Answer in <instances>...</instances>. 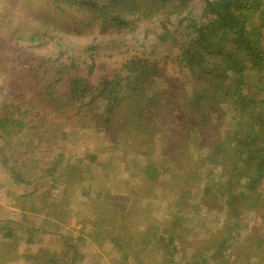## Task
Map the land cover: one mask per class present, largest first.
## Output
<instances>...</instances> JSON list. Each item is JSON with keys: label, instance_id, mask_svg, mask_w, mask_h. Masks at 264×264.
<instances>
[{"label": "trees", "instance_id": "obj_1", "mask_svg": "<svg viewBox=\"0 0 264 264\" xmlns=\"http://www.w3.org/2000/svg\"><path fill=\"white\" fill-rule=\"evenodd\" d=\"M195 2L0 0L1 85L9 92L0 102V157L16 183L33 187L26 194L30 200L23 220L8 219L0 227L3 236L17 240L0 247V264L11 261L15 250L22 251L27 264H76L85 258L81 246L87 240L111 245L120 257L117 264H207L205 247L185 252L189 226L179 212L180 201L169 224L153 222L136 242L129 223H120L116 215L119 201L104 199L102 191L83 210L77 235L63 225L69 210L63 193L54 194L73 178L81 182L92 175V165L114 173L124 162L125 170L138 167L136 176L157 181L170 160L160 162L152 143L143 165L125 157L134 145L180 123L189 138L197 137V160L203 162L198 173L205 179L200 202L237 221L247 213L260 217L249 239L239 238L232 227L224 231L211 253L214 264H264V0H202L200 9ZM18 5L23 12L15 18ZM157 15H182L183 37L174 56L143 53L107 66L100 63L102 44L74 51L66 42L70 35L128 28ZM177 39L166 33L159 42L174 45ZM40 95L46 98L41 116L32 109ZM54 121L104 133L109 142L77 160L75 141L65 135L54 161L25 179L13 137ZM186 191L183 195L191 194ZM130 201L120 204L121 211L139 216L137 202ZM47 234L60 238L61 251L39 241ZM179 253L184 254L181 262Z\"/></svg>", "mask_w": 264, "mask_h": 264}, {"label": "rangeland", "instance_id": "obj_2", "mask_svg": "<svg viewBox=\"0 0 264 264\" xmlns=\"http://www.w3.org/2000/svg\"><path fill=\"white\" fill-rule=\"evenodd\" d=\"M194 4L197 9H200L202 0H196ZM15 12V18L22 15L21 12L23 11H21L20 5L16 7ZM181 16L175 15L167 18L157 15L151 19H141L128 28L111 29L105 33L100 30H93L81 35H70L66 38V42L74 51H80L91 44H102L105 48L100 53L102 55L100 63H108L107 66H119L123 61L143 53L152 56H166L168 54L174 56L178 51L175 44L178 43L179 38L183 37L182 29L179 28ZM166 33H171L178 38L174 45L173 43L172 45L160 44L159 37ZM10 51L15 52L16 48L10 47ZM108 60L110 61L104 62ZM2 76L0 72V102L5 101L9 95V92L2 86L4 81ZM45 104V96L40 95L32 109L41 116ZM44 123L45 125L43 124L40 128L26 130L13 137V145L19 146L18 161L25 179L34 176L35 170L42 169L54 161L59 152V144L65 135L75 141L72 153L76 155L75 159L77 160L83 157L86 151L96 150L99 146L107 145L109 142L104 133L95 134L90 128L64 127L60 121ZM189 136L187 132H183V123H180L174 129L159 132L148 143L144 142L134 146L130 144L129 148L132 146L133 148L128 151L124 161L127 159L134 160L135 164L143 165L146 162L144 151L151 143L155 149L158 148L155 157L160 162L166 159L170 160L166 163L169 170L163 172L157 181L148 180L141 175L136 176L135 171L138 170V167L129 171L125 170V164L121 161L120 167H114V173L117 171L115 176L113 172H102L101 168L92 165V175H88L86 179L80 182L73 178L70 184H63L54 188V194L62 192L67 201L69 210L63 221L65 229L72 230V235L79 234L78 230L82 227L80 219L85 216L83 210L90 205L91 197H96L97 192L102 191L104 199L119 201L118 205L115 206L116 215L120 223H129L131 239L136 242L142 241L143 233L153 222L159 221L165 225L169 224L174 212L179 210L176 205L178 204L177 201H180L181 211L179 212L185 217L183 223L189 226L184 235V238L187 239V247H185L187 255H190L192 248L197 247L198 250H201L202 247H205L207 249L205 253L209 259L207 264H214L211 253L219 243L220 237L224 235V231L231 227L239 238L246 237L249 239L250 235L255 234L254 225L260 221L259 216L254 215V213H247L244 214V218L237 221L230 217L225 210L210 208L204 202H200L205 179L198 171L203 166V162L200 163L197 160L199 159L197 155L200 154L195 151L197 147L196 135L193 134L190 138ZM0 142H3V139H0ZM113 153L115 157H120L118 152L114 151ZM174 157L180 160H173ZM83 163L87 162L84 161L81 164ZM117 175L120 179H117ZM187 176H192L189 185L185 184ZM103 177L105 179H102ZM216 179H218V175H216ZM32 188L30 184L16 183L11 172L2 164L0 157V227L8 219L23 220V213L28 209L30 200L26 194ZM184 191H189L191 194L183 195ZM127 198L137 202V207L142 212L139 216L129 218L126 210L121 211L124 205L120 204ZM143 211L145 212L143 213ZM29 215L31 219L35 220L36 214L30 212ZM42 217L44 218L43 214L39 219L41 220ZM47 219L49 218L47 217ZM40 239L41 243L48 245L52 250L59 252L63 249L62 241L55 234H47ZM14 241L17 240L7 239L3 236L0 229V247H4L5 244L12 245ZM180 242L182 243V240L180 241L179 238L178 243ZM81 251L85 258L76 264H117L118 258L120 260L119 254L114 251L111 245L98 247L90 240L82 244ZM182 256L184 254L179 253L177 259L179 261L184 260L181 258ZM9 257L11 261L7 264H27L21 250H15Z\"/></svg>", "mask_w": 264, "mask_h": 264}]
</instances>
